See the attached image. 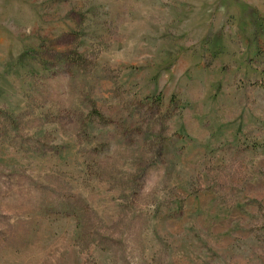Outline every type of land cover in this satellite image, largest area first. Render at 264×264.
I'll use <instances>...</instances> for the list:
<instances>
[{
  "label": "rangeland",
  "instance_id": "obj_1",
  "mask_svg": "<svg viewBox=\"0 0 264 264\" xmlns=\"http://www.w3.org/2000/svg\"><path fill=\"white\" fill-rule=\"evenodd\" d=\"M0 264H264V0H0Z\"/></svg>",
  "mask_w": 264,
  "mask_h": 264
},
{
  "label": "trees",
  "instance_id": "obj_2",
  "mask_svg": "<svg viewBox=\"0 0 264 264\" xmlns=\"http://www.w3.org/2000/svg\"><path fill=\"white\" fill-rule=\"evenodd\" d=\"M90 115H91V116H92V115H97V116H99V119H100V120H103L102 115H100V113H99L95 108H93V109L91 110ZM97 116H96V117H97Z\"/></svg>",
  "mask_w": 264,
  "mask_h": 264
}]
</instances>
